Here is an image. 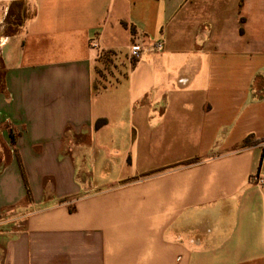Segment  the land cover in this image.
Masks as SVG:
<instances>
[{"label":"crops","instance_id":"0c3cea01","mask_svg":"<svg viewBox=\"0 0 264 264\" xmlns=\"http://www.w3.org/2000/svg\"><path fill=\"white\" fill-rule=\"evenodd\" d=\"M0 74V264H264V0H0Z\"/></svg>","mask_w":264,"mask_h":264},{"label":"rangeland","instance_id":"374dc122","mask_svg":"<svg viewBox=\"0 0 264 264\" xmlns=\"http://www.w3.org/2000/svg\"><path fill=\"white\" fill-rule=\"evenodd\" d=\"M124 75H125V63L122 60V58L115 54H106L102 56L98 61L95 72V83L98 87H108L115 84L120 79H122ZM1 222H0V228L11 224V223L5 224ZM12 224H16V228L22 227L21 221L18 222L16 220V222Z\"/></svg>","mask_w":264,"mask_h":264},{"label":"built area","instance_id":"2783aa9c","mask_svg":"<svg viewBox=\"0 0 264 264\" xmlns=\"http://www.w3.org/2000/svg\"><path fill=\"white\" fill-rule=\"evenodd\" d=\"M162 47H163V42L160 40V41H157L151 44L149 47V50L153 52H159L162 50ZM144 52H145V48L142 45L138 43L132 44L130 53L134 59L136 60L141 59ZM253 180L258 184H261V185L264 184V178L254 177Z\"/></svg>","mask_w":264,"mask_h":264},{"label":"trees","instance_id":"16d2710c","mask_svg":"<svg viewBox=\"0 0 264 264\" xmlns=\"http://www.w3.org/2000/svg\"><path fill=\"white\" fill-rule=\"evenodd\" d=\"M96 87L99 88L97 85H96ZM103 88H105V87H103ZM3 89H4L3 76H2V74H0V92H2ZM104 122H105L104 120H99V121L96 123V127H97V128L100 127L102 124H104ZM261 141H264V139L261 140ZM255 142H258V141H253L251 138H247V139L244 140L242 146H243V147H246V146H249V145H251V144H253V143H255Z\"/></svg>","mask_w":264,"mask_h":264}]
</instances>
